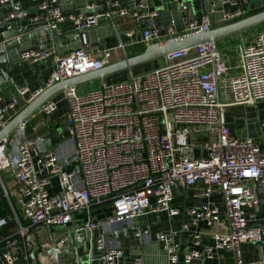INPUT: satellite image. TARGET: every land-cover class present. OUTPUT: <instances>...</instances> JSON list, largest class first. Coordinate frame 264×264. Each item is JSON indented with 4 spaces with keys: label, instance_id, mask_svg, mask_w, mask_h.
<instances>
[{
    "label": "built area",
    "instance_id": "obj_1",
    "mask_svg": "<svg viewBox=\"0 0 264 264\" xmlns=\"http://www.w3.org/2000/svg\"><path fill=\"white\" fill-rule=\"evenodd\" d=\"M17 1L0 0V7L13 4L6 22L29 16ZM101 1L91 0L85 10L96 9ZM193 1L172 0L182 15L180 35L210 29L209 18L200 21L188 15ZM238 1L222 0L223 5L230 6L223 10V21L232 23L247 16L248 7L239 6ZM106 4L111 10L102 16L110 18L112 26L119 17L141 21L160 15L142 2L132 10L114 0ZM39 9L30 23L48 28L58 40L45 50L33 47L23 51L21 59L37 64L52 58L54 68L43 86L18 88L24 105L56 83L105 68L112 56V49H104L97 56V48L89 41V31L99 26L100 15L85 10L66 14L57 0H44ZM67 24L74 44L69 52L60 54L59 40ZM176 25L173 19L163 29L153 26L138 33L144 44L151 45L177 36ZM162 30L164 34H160ZM237 50L239 59L232 75H228L232 68L225 56L211 43L203 42L168 53L164 65L141 74L130 72L121 81H102L99 87L85 92L77 85L69 86L64 91L68 106L65 132L75 147L69 159L49 149L46 136L26 133L30 120L49 119L58 111L56 100H46L15 135L0 143V179L3 171L13 172L18 204L28 222L22 225L14 210L12 223L19 228L0 238V264H33L27 241L31 230H48L47 248L54 247L60 253L57 262L46 253L45 246L37 243L35 264H67L62 258L70 239L78 240L148 213L167 211L171 216L178 215L181 210L173 206L175 189L190 188L198 182L205 185L196 194L198 197L212 193L223 196L226 216L221 217L213 203L190 207L185 212L194 223L206 219L227 227V232L213 234L215 248L232 252L236 264H264V260L247 262L242 251L245 243L264 242V221L253 223L260 211L259 191H264V148L252 138L232 135L223 121L229 106H252L264 100V32L250 42L239 40ZM19 112L15 100L0 96V130ZM260 123L264 128V120ZM6 146L10 149L7 155ZM103 204L112 206L110 217H89L76 223L69 235L60 233L61 228L73 224L75 214ZM7 223L0 219V227ZM147 233L136 231L137 236ZM174 237L172 231L158 234L169 264H193L203 253L212 254L213 248H202V237L196 234L193 247L181 258ZM92 243L100 264H125L120 245L105 236Z\"/></svg>",
    "mask_w": 264,
    "mask_h": 264
},
{
    "label": "crops",
    "instance_id": "obj_2",
    "mask_svg": "<svg viewBox=\"0 0 264 264\" xmlns=\"http://www.w3.org/2000/svg\"><path fill=\"white\" fill-rule=\"evenodd\" d=\"M44 0H19L16 3L23 9L27 10V18H14L6 22L5 17L13 10V4H7L0 7V44L5 41H17L13 46H9L7 51L0 54V60H4L9 66L7 76L0 71V96L7 101L15 100L18 104L19 111L22 109L23 99L18 94V88L27 86L30 89H36L43 86L54 68L52 58H47L37 64H30L21 59V51H26L30 48H38L39 46L50 47L52 42H47L44 39L31 41L28 34L19 35V31L31 25L30 18L39 14L40 4ZM91 0H57L58 5L66 14L79 12L85 10L86 6ZM108 0H102L98 7L94 10H85L87 14L100 15V9L104 7L106 10L111 8L106 4ZM119 2L121 7L134 9L139 2L144 3L150 9L158 10L160 15L154 19H143L139 21L132 17H119L116 20V26H110L100 21L99 26L92 28L89 31V41L92 47L97 48L96 55L101 56L104 49H112V56L110 64L118 63L126 58H130L139 54L147 45L141 41V34L138 31L156 27L163 29L171 20L177 21L176 32L177 36L181 33L180 12L172 0H114ZM238 5L241 7H248L247 16L259 13L264 10V0H239ZM230 6L223 5L222 0H194L191 4L189 16L202 21L204 18H209L210 28H217L226 24L222 20L223 10ZM6 23L14 25L9 26ZM18 24L20 30L15 28ZM71 26L65 25V33L59 40L58 53L66 54L70 51L73 43L69 36ZM136 30V31H135ZM264 32V22L254 25L250 28L233 33L231 35L220 38L217 41V50H219L231 66L232 75L236 71L238 64V50L237 44L239 40L244 39L246 42L252 41L258 34ZM8 36L6 38L5 35ZM176 37V36H174ZM44 40V41H43ZM43 42V43H42ZM123 43L125 46L120 47ZM166 63V58L161 57L147 62L138 64L134 67L121 70L119 72L110 74L100 79L102 81L113 83L124 80L128 77L130 72L134 74H141L143 72L153 70ZM141 68L138 70V68ZM149 70V71H150ZM96 79L77 85L82 92L88 91L90 87L94 86ZM64 91L61 90L50 98L59 103L58 111L51 117H37L30 120L26 128L28 136L36 134L44 135L47 138L53 137L54 151L60 156L69 159L74 153V141L69 138L62 140L60 135L53 130L58 125H63L66 122L68 112L67 101L64 97ZM264 120V100L258 102L256 105H232L229 106L224 114V124L230 129L232 135L237 137H249L257 141L262 148H264V128L261 126V121ZM16 131L13 133L15 135ZM69 137L65 130L60 132ZM71 140L72 143H68ZM67 141V142H66ZM54 184H57V179H54ZM205 188L202 182H198L195 186L185 188L178 186L175 189V199L173 206L179 208L181 212L178 215L171 216L169 212L162 211L159 213H148L130 221L116 224L106 230H96L93 233L86 234L88 240V249L83 244H75L77 250H73L63 256L62 260H66L67 264H78L77 257L80 259V264H100L96 259V250L93 249V257L90 254V243L96 241L99 236H105L113 243L120 245L124 249L125 264H169L168 254L164 248V242L158 239V234L162 232L172 231L175 234L174 241L179 245L180 257L186 251L193 247L195 235H201L202 248H213L212 254H202L199 258L193 261V264H236L233 253L224 249L215 248V240L213 234L225 233L228 231L227 227L219 226L216 223H210L206 219L198 220L194 223V218L187 214L185 210L190 207H199L206 203H213L218 207L221 217L225 218V202L220 193H212L205 197H198L196 194ZM52 191H55L51 189ZM18 185L15 181L14 174L11 170L3 171L0 179V219L7 220V224L0 227V238L7 237L16 232L19 228L18 224H13L14 210L21 217V224L26 226L28 222L22 216L21 206L18 204ZM261 200L260 211L254 224H259L264 221V191H259ZM113 213V208L110 204H103L94 206L90 212L78 213L74 215L73 224L68 227L60 229V233L68 234L76 223L88 220L89 217L97 220H104L110 217ZM147 231V234L137 236L136 231ZM29 235L35 237V242L38 246H49L50 232L44 230L37 233L31 230ZM28 235V236H29ZM30 244V251L32 253L34 246ZM45 243V244H44ZM72 246L71 239L67 247ZM243 256L247 262H257L264 260V242L261 245L254 243H245L242 245ZM203 252V251H202Z\"/></svg>",
    "mask_w": 264,
    "mask_h": 264
},
{
    "label": "water",
    "instance_id": "obj_3",
    "mask_svg": "<svg viewBox=\"0 0 264 264\" xmlns=\"http://www.w3.org/2000/svg\"><path fill=\"white\" fill-rule=\"evenodd\" d=\"M99 11L102 15H104L106 12V9L102 7ZM100 21H102L103 23L107 25H110V26L112 25L111 19L106 16H101ZM262 22H264V10L259 13L253 14L251 16H246L235 22H232V23H229V24L217 27V28H210L209 30L205 32L200 31V32H194V33H189V34H182L174 38L164 40L162 42L147 45L139 54L135 56L126 58L118 63L107 65L105 68L99 71L89 72L87 74L77 76L74 78H70L67 80H63L59 83H56L50 88H47L32 103L28 105H24V102L22 101V105H21L22 109L20 110V112L0 130V143L4 141H8L12 137L13 133L17 130V128L20 125H22L24 121L28 119L35 111H37L46 100H48L51 96L55 95L59 91L67 89L69 86L79 85L85 82H89L96 78L103 79L107 75L119 72L124 69L134 67L138 64L147 62L149 60L165 57L168 53H171L173 51L192 47V46H195L203 42L211 43L213 49L216 50L217 41L220 38H223L233 33L250 28ZM6 25L12 26L14 24L6 23ZM15 28L20 30V27L17 23L15 24ZM24 34H28L29 35L28 37L31 39V41L38 40V39H44V38H45V41L47 42H53V41L58 40L57 38L53 39L51 32L48 28H39L38 26L32 25V24L29 27H26L23 30L19 31V35H24ZM160 34H164V31L162 30ZM5 36L6 38H8L7 35ZM16 42L17 41H14V42L5 41L2 44H0V54H2L4 51H7L9 49L8 47L13 46ZM38 49L45 50L46 47L39 46ZM8 67L9 66L6 64V62L1 59L0 60V71L2 72V74L7 76ZM65 127H66V122L63 125H58L55 128V130H53L52 132L53 134L57 132L58 135H60L59 138H61L62 140L63 139L68 140L70 137H67L65 134H60V132H63L65 130ZM54 141L55 139L50 136L47 138L45 144L49 149H54ZM9 151H10L9 147L6 146L5 154L7 155ZM28 240L29 242L33 244L34 249H35L36 248L35 237L33 235H29ZM76 243H78V245L83 244L85 248L88 247L87 236L83 235L78 240L71 239L72 246L66 248L65 253L67 254L73 250H77V247H75ZM89 251H90L91 257H93V243H90ZM46 253L49 256L53 257L57 262L60 260V253H58L54 247L47 248ZM31 258L33 260V264H35L37 261L35 250L32 251ZM77 262L78 264H80L79 257H77Z\"/></svg>",
    "mask_w": 264,
    "mask_h": 264
},
{
    "label": "rangeland",
    "instance_id": "obj_4",
    "mask_svg": "<svg viewBox=\"0 0 264 264\" xmlns=\"http://www.w3.org/2000/svg\"><path fill=\"white\" fill-rule=\"evenodd\" d=\"M140 69H141V68L139 67L138 70H140ZM149 70H150V69H149ZM149 70H148V71H149ZM146 72H147V71H146ZM143 73H144V72H143ZM96 81H97L96 83H98V84H95L94 86L90 87L89 90H91V89H95V88H97V87L100 86V84H101V83H100V79H96ZM66 142H67V141H66ZM68 143H72V141L69 140ZM72 156H73V155H72ZM72 156H70V158H72ZM53 192H54V191H53Z\"/></svg>",
    "mask_w": 264,
    "mask_h": 264
}]
</instances>
